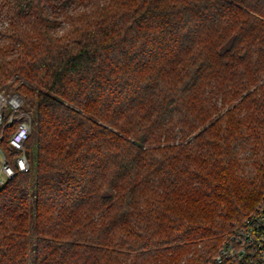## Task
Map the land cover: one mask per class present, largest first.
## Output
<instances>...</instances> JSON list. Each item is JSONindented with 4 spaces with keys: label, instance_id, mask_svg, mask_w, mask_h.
Returning a JSON list of instances; mask_svg holds the SVG:
<instances>
[{
    "label": "trees",
    "instance_id": "1",
    "mask_svg": "<svg viewBox=\"0 0 264 264\" xmlns=\"http://www.w3.org/2000/svg\"><path fill=\"white\" fill-rule=\"evenodd\" d=\"M0 40V264H207L256 209L264 0H0Z\"/></svg>",
    "mask_w": 264,
    "mask_h": 264
},
{
    "label": "built area",
    "instance_id": "2",
    "mask_svg": "<svg viewBox=\"0 0 264 264\" xmlns=\"http://www.w3.org/2000/svg\"><path fill=\"white\" fill-rule=\"evenodd\" d=\"M22 98L13 93L8 99L0 92V124L4 110L10 106L12 114L22 106ZM13 120L11 115L6 125ZM31 132L30 121L24 120L17 124L9 138L10 146L18 153L15 166L20 172L29 168L24 150V143ZM0 186L14 175L13 167L5 162L0 151ZM207 264H264V194L256 207L242 221L241 225L222 242Z\"/></svg>",
    "mask_w": 264,
    "mask_h": 264
},
{
    "label": "rangeland",
    "instance_id": "3",
    "mask_svg": "<svg viewBox=\"0 0 264 264\" xmlns=\"http://www.w3.org/2000/svg\"><path fill=\"white\" fill-rule=\"evenodd\" d=\"M0 42H1V40H0ZM1 93H3L4 95H5V98L6 99H8L13 93H11L10 92V94H8V95H6V93H5V91H2ZM23 103V102H22ZM11 112V108H10V106L9 107H7L6 109H5V114L7 115V114H9ZM0 166H1V162H0ZM222 244V243H221ZM221 244H219V246L221 245ZM219 246H217V248L219 247ZM217 248L215 249V250H217ZM215 253V252H214ZM213 256V255H212Z\"/></svg>",
    "mask_w": 264,
    "mask_h": 264
}]
</instances>
